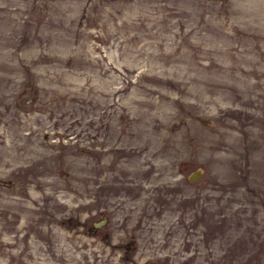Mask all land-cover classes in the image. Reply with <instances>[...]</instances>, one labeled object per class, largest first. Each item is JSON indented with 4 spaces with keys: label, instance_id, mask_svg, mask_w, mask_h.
<instances>
[{
    "label": "rangeland",
    "instance_id": "obj_1",
    "mask_svg": "<svg viewBox=\"0 0 264 264\" xmlns=\"http://www.w3.org/2000/svg\"><path fill=\"white\" fill-rule=\"evenodd\" d=\"M0 264H264V0H0Z\"/></svg>",
    "mask_w": 264,
    "mask_h": 264
},
{
    "label": "water",
    "instance_id": "obj_2",
    "mask_svg": "<svg viewBox=\"0 0 264 264\" xmlns=\"http://www.w3.org/2000/svg\"><path fill=\"white\" fill-rule=\"evenodd\" d=\"M203 122L207 124L209 122H212V119L211 118H205V119H203ZM200 171H201V167L197 166L188 172L187 177L190 179L194 178Z\"/></svg>",
    "mask_w": 264,
    "mask_h": 264
}]
</instances>
